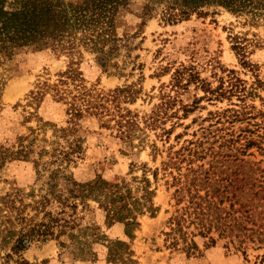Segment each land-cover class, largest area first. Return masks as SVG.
I'll return each mask as SVG.
<instances>
[{"label": "rangeland", "instance_id": "rangeland-1", "mask_svg": "<svg viewBox=\"0 0 264 264\" xmlns=\"http://www.w3.org/2000/svg\"><path fill=\"white\" fill-rule=\"evenodd\" d=\"M143 2L134 0L132 10L119 7L115 21L123 45L107 69L99 65L94 51L83 46L70 50L26 46L11 53L0 49V154L7 153L0 160L2 211L11 213L7 223L12 229H19L22 222L14 217L17 210L10 212L8 208L11 199L16 205L20 199L29 203L24 213L35 215L36 221L47 210L70 221L65 232L45 241H32L11 261L22 257L35 264H264V188L255 185L256 194L245 195L253 203L246 207L252 209V217L244 221L246 230L234 228L221 234L212 228L196 237L197 247L187 254L183 250L185 240L179 232L171 231L168 222L184 204H177L173 197L177 170L170 174L161 168L170 153L188 140L203 139V146L213 150L209 148L195 166L208 168L219 158L223 161L218 164L227 173L236 169L237 177L247 173L264 176V0H245L237 10L209 5L200 13L175 21L163 16L162 6L151 16L135 15ZM242 55L246 62H242ZM183 65L193 67L213 87L220 77L227 85V71L233 70L243 90L207 98L202 88L190 83L177 91L169 83L173 71ZM69 68L77 73L76 80L68 78L61 83L65 79L62 73ZM56 85L63 92L56 94ZM76 86L91 90L94 96L131 86V96L121 98V105L135 114L139 125L132 140L120 136L111 125L113 121L106 124L99 115L84 111L71 117L66 111L67 101L57 97L62 93L71 99L79 94ZM163 92L176 96L169 113L177 110V114L156 127L145 126L144 118L161 104ZM183 104L189 108L184 116ZM163 127L171 130L165 133ZM75 139L80 145L78 156L77 152L63 155L60 150H70L68 143ZM21 145L29 150L26 158L13 153ZM223 154L227 155L223 158ZM185 167L183 162L182 173ZM97 177L123 181L137 196L147 186L153 190L155 210L137 211L126 235L122 223L106 226L105 211L94 199H88L87 206L77 199L79 205L74 211L71 199L64 205L55 200L57 194H69L72 180L83 183ZM44 195L49 201L36 211L33 204ZM234 208L237 210L239 203ZM93 230L126 241L118 259L108 257L105 242L92 243ZM184 231L189 241L198 228L187 220ZM10 241L1 242L0 261L11 252Z\"/></svg>", "mask_w": 264, "mask_h": 264}, {"label": "trees", "instance_id": "trees-1", "mask_svg": "<svg viewBox=\"0 0 264 264\" xmlns=\"http://www.w3.org/2000/svg\"><path fill=\"white\" fill-rule=\"evenodd\" d=\"M134 0H0V49L11 53L15 48L32 46L38 49L50 47L53 50L72 49L83 46L96 53V59L102 68L107 69L111 64L113 57L118 53L119 48L123 45V37L119 35L115 15L120 6L131 9ZM245 0H144L135 15L145 17L151 16L155 10L162 6L163 16L170 21L188 18L193 13H200L203 7L209 5H223L230 9H242ZM132 10V9H131ZM143 23V20L141 21ZM236 48H239L235 44ZM242 62H246L245 55H242ZM229 74L228 86L224 84L223 77H220L219 83L212 86L209 81L199 76L193 67H177L171 76L170 87L178 91L179 88H187L190 83L196 87L202 88L206 92L207 98L215 96L222 97L227 93L229 96L237 91L243 90L239 87V79L234 76L233 70L227 71ZM77 73L69 68L62 73L65 79L75 81ZM182 80L184 83H182ZM79 94H73L71 99L62 97V93L57 99H64L68 103L66 111L71 117H77L84 111L99 115L104 118V123L116 128L117 133L129 141L139 129L135 114L129 109L122 107L121 101L125 96H131L133 92L131 86L116 87L109 90L106 94L93 95L91 90H81L76 86ZM56 94L60 89L56 85ZM131 91V92H130ZM41 92V91H39ZM63 92V91H62ZM162 102L160 105L144 118L145 126L156 127L167 117L177 114V110L169 113L176 99L175 95L169 92L161 93ZM122 98V100H121ZM183 116L189 110L187 104H183ZM163 132L169 133L170 129L162 128ZM251 142H248L249 145ZM203 139L188 140V144L181 146L179 149L171 152L169 159L162 162V169L177 170L173 175L175 189L173 197L177 204L184 203L180 213L172 214L169 217L171 231L179 232V235L185 240L186 245L183 250L190 254L197 247V236H204L212 228L218 229L219 233L234 228L241 232L246 230L244 221L252 217V209L246 208L251 205V199H246L247 193H253V187L264 188V176L253 177L249 168L246 176L237 177V170L227 173V169H221L222 159H212L214 162L204 168L203 164L196 165L194 162L198 158H204L207 150L213 147L203 146ZM246 145V146H247ZM70 150L61 149L65 156H73L80 152L79 143L73 140L69 141ZM21 145L14 151L17 157L23 154L24 158L28 156V149ZM206 150V151H205ZM7 153L0 154V160H4ZM62 155V156H63ZM227 154H223L224 158ZM186 162V171L181 172L182 163ZM220 162L221 164H218ZM219 168L218 170L213 167ZM240 167V165H239ZM156 177L157 170L153 172ZM258 181V183L256 182ZM71 187L68 189L69 194L62 197L57 194L56 201L66 204L71 199L70 206L72 211L77 209L79 203L88 205V199H94L105 211V222L109 228L114 223L124 225V233L129 235V227L135 223V214L143 209H154L152 202L153 190L147 186L143 187V193L140 196L133 194L130 186L121 181H108L103 177H97L91 181L78 182L71 181ZM249 185L245 191L246 185ZM262 190V189H261ZM260 190H257L259 192ZM256 194V191L254 192ZM18 205L13 199L9 200L10 212L16 209L15 218L22 222L19 229H12L7 222H11V213H3V207L0 205V219L5 217L4 222L0 225V248L1 242L13 240L11 252L5 253L0 264H35L25 258L19 257L11 261L13 255L25 249L32 241H45L50 237L66 231L64 227L69 225V220L59 218L53 215L52 211H44V215L39 221L34 220L35 215L27 216L24 213L25 207L29 203H24L20 199ZM49 201L47 195L43 200L35 201L33 208L38 211L44 209L45 204ZM228 203V204H227ZM239 203V208H234ZM178 212V209L176 210ZM240 212L239 216H234V212ZM63 220L62 222H60ZM194 222L197 225V233H190L191 238L187 241L186 231H184L185 222ZM72 226V225H70ZM94 229V228H93ZM58 232H57V231ZM13 236H15L13 238ZM212 240L213 237H211ZM95 241L105 242L108 257L118 259L124 248L126 241L121 238H110L104 232L98 230L92 231V243ZM11 242V241H10ZM13 262V263H12Z\"/></svg>", "mask_w": 264, "mask_h": 264}]
</instances>
